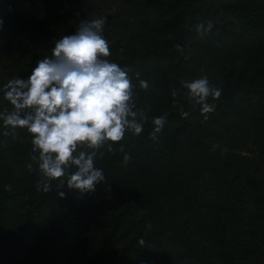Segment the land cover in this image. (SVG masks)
Here are the masks:
<instances>
[{"label":"trees","instance_id":"1","mask_svg":"<svg viewBox=\"0 0 264 264\" xmlns=\"http://www.w3.org/2000/svg\"><path fill=\"white\" fill-rule=\"evenodd\" d=\"M221 9L236 22L198 0H0V89L81 20L106 16L109 59L128 69L149 117L98 156L106 179L83 194L55 179L37 190L30 134L5 137L0 121V264H264V0ZM199 66L221 90L207 119L181 83ZM11 107L0 91V111Z\"/></svg>","mask_w":264,"mask_h":264},{"label":"clouds","instance_id":"2","mask_svg":"<svg viewBox=\"0 0 264 264\" xmlns=\"http://www.w3.org/2000/svg\"><path fill=\"white\" fill-rule=\"evenodd\" d=\"M106 22V16L81 20L73 33L54 41L50 55L37 60L30 75L13 77L0 89L12 106L0 111L3 135H15L18 128L30 134V159L41 177L37 190L50 191L48 181L55 179L60 184L66 181L69 189L81 194L95 191L106 179L103 169L96 166L98 156L102 158L104 150L115 154L113 144L121 142L126 133L141 134L149 120L144 110L137 107L136 85L128 69L109 59L110 44L104 36ZM212 27L209 21L206 26L196 25V31L203 36ZM176 47L180 49V45ZM135 75L139 79L140 73ZM181 83L189 100L199 106L207 119V114L215 111L209 97L218 99L221 90L210 84L207 75ZM139 87L146 90L149 84L139 79ZM172 96H177L176 90ZM188 116L187 111L181 110L182 118ZM166 122L165 115L151 118L149 136L153 141ZM119 151L124 152L122 144ZM130 159L125 153L124 163ZM26 167L31 171L33 164ZM59 195L63 197L65 193ZM146 227L150 229L151 224ZM139 243L143 245V239Z\"/></svg>","mask_w":264,"mask_h":264},{"label":"rangeland","instance_id":"3","mask_svg":"<svg viewBox=\"0 0 264 264\" xmlns=\"http://www.w3.org/2000/svg\"><path fill=\"white\" fill-rule=\"evenodd\" d=\"M198 1H199V3H202V5L204 7H207L208 9L210 8V10H214L218 7V10L215 11L217 14H219L221 17H224L225 19H227L228 21H230L232 23L236 22V19L234 16H232L229 13H225L224 11H222L221 4H222L223 0H198ZM193 61H195V60L193 59ZM235 61H237L236 63L239 64V61L237 60V58H235ZM191 65L193 66L192 62L188 66H191ZM3 67L6 68V65H3ZM202 75H204L203 68L201 66H199L198 69L193 70L192 76L189 78V80H191L193 78H198ZM2 79H4V77H2L0 74V81H2ZM191 102H192L191 106L194 107L195 109L199 110V106L195 105L193 101H191ZM199 112H200V110H199Z\"/></svg>","mask_w":264,"mask_h":264}]
</instances>
